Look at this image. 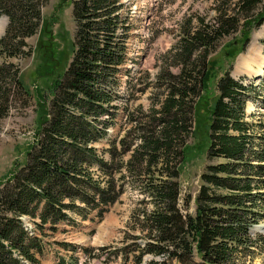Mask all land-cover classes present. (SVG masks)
I'll use <instances>...</instances> for the list:
<instances>
[{
  "label": "trees",
  "instance_id": "obj_1",
  "mask_svg": "<svg viewBox=\"0 0 264 264\" xmlns=\"http://www.w3.org/2000/svg\"><path fill=\"white\" fill-rule=\"evenodd\" d=\"M48 2L0 0V15L9 19L0 37V121L19 91L26 95L25 106L30 101L21 69L8 58L30 54L27 39L41 27ZM214 5L215 17L195 15L181 29L178 43L165 54L164 98H157L143 118L127 114L137 135L132 142L113 141L107 160L96 144L108 138L121 106L120 74L135 28L133 8L127 0H72V57L43 106L27 161L0 183V264H40L35 252L43 243L21 216L42 230H55L69 211L86 218L97 210L102 216L124 193L117 172L121 180L130 175L142 194L132 228L144 233L142 253L163 258L154 263L245 264L262 250L264 236L253 235L251 228L264 219V116L257 123L249 119L247 103L259 92L247 76L227 71L217 81V98L205 112L208 157L221 161L209 164L201 176L196 213L179 206L180 168L211 76L209 55L236 32L246 48L252 31L264 23V0H214ZM117 156L121 163L115 167Z\"/></svg>",
  "mask_w": 264,
  "mask_h": 264
},
{
  "label": "rangeland",
  "instance_id": "obj_2",
  "mask_svg": "<svg viewBox=\"0 0 264 264\" xmlns=\"http://www.w3.org/2000/svg\"><path fill=\"white\" fill-rule=\"evenodd\" d=\"M127 1L133 8L135 28L129 42L128 60L120 74L121 106L108 138L96 144L107 160L111 157L106 150L112 147L113 141L118 143L125 138L126 143L132 142L137 135L132 130L134 124L127 121V114L143 118L157 98H164L166 83L160 84V81L161 71L167 63L165 54L178 43L181 29L189 26V18L202 15L210 20L218 13L214 0ZM8 23V16L0 15V37L5 34ZM74 33L72 0H49L43 8L41 27L27 39L29 47L26 49L30 54L8 58L21 69L30 101L25 106L26 95L19 91V99L0 121V183L27 161V151L39 126L43 106L46 108L51 101L53 83L72 57ZM250 38L243 48L240 33L236 32L220 40L216 50L209 55L211 76L199 105L200 114L195 118V134L187 140L188 148L180 168L179 206L184 212L196 213L201 176L209 164L221 161L208 157L209 121L205 112L206 104L210 106L217 98L216 84L220 77L230 71L236 78L247 76V83L255 82L259 94H252L246 110L254 123L264 116V23L252 31ZM248 54L252 60L246 66H239V58ZM171 70L178 71L177 67ZM133 88L142 90L134 93ZM138 106L140 109L135 111ZM156 107H159L158 103ZM117 157L115 167L121 163ZM115 177L119 184L124 182V193L107 207L103 216L94 211L85 218L81 213L69 211V218L60 222L55 230L49 226L39 229L44 247L43 251L35 253L40 264H156L154 261L163 260L160 256L142 253L146 242L142 238L144 233L132 228V213L142 197L139 187L135 186L137 183L130 175L121 180L117 172ZM186 200H190L187 207ZM27 221L33 224L29 219ZM254 225H264V219ZM252 234L264 236V229ZM166 264L180 263L173 260ZM245 264H264V247L248 256Z\"/></svg>",
  "mask_w": 264,
  "mask_h": 264
},
{
  "label": "bare ground",
  "instance_id": "obj_3",
  "mask_svg": "<svg viewBox=\"0 0 264 264\" xmlns=\"http://www.w3.org/2000/svg\"><path fill=\"white\" fill-rule=\"evenodd\" d=\"M252 60V58L250 57V55L248 54V55H246V56H242V57H240L239 58V61H238V65L239 66H246V65H248L249 64V62Z\"/></svg>",
  "mask_w": 264,
  "mask_h": 264
},
{
  "label": "water",
  "instance_id": "obj_4",
  "mask_svg": "<svg viewBox=\"0 0 264 264\" xmlns=\"http://www.w3.org/2000/svg\"><path fill=\"white\" fill-rule=\"evenodd\" d=\"M260 227L259 229H257ZM264 229V225H254L251 229L252 233H254L256 230L262 231Z\"/></svg>",
  "mask_w": 264,
  "mask_h": 264
}]
</instances>
